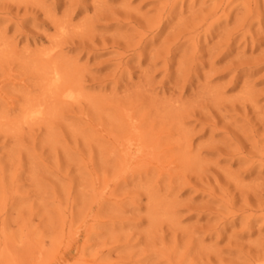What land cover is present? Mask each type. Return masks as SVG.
Returning <instances> with one entry per match:
<instances>
[{"label": "rangeland", "instance_id": "obj_1", "mask_svg": "<svg viewBox=\"0 0 264 264\" xmlns=\"http://www.w3.org/2000/svg\"><path fill=\"white\" fill-rule=\"evenodd\" d=\"M0 264H264V0H0Z\"/></svg>", "mask_w": 264, "mask_h": 264}, {"label": "bare ground", "instance_id": "obj_2", "mask_svg": "<svg viewBox=\"0 0 264 264\" xmlns=\"http://www.w3.org/2000/svg\"><path fill=\"white\" fill-rule=\"evenodd\" d=\"M57 73H58V72H57ZM68 96H69V97H71V96H72V94H68ZM73 97H74V96H73Z\"/></svg>", "mask_w": 264, "mask_h": 264}]
</instances>
